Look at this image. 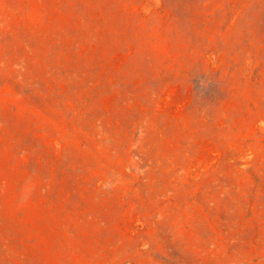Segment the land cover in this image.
I'll use <instances>...</instances> for the list:
<instances>
[{"label":"rangeland","instance_id":"obj_1","mask_svg":"<svg viewBox=\"0 0 264 264\" xmlns=\"http://www.w3.org/2000/svg\"><path fill=\"white\" fill-rule=\"evenodd\" d=\"M0 264H264V0H0Z\"/></svg>","mask_w":264,"mask_h":264},{"label":"clouds","instance_id":"obj_2","mask_svg":"<svg viewBox=\"0 0 264 264\" xmlns=\"http://www.w3.org/2000/svg\"><path fill=\"white\" fill-rule=\"evenodd\" d=\"M25 199H26V197H25Z\"/></svg>","mask_w":264,"mask_h":264}]
</instances>
